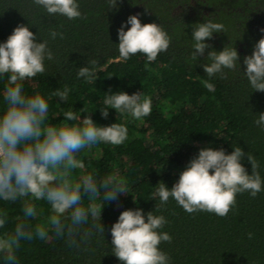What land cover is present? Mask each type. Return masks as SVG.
Here are the masks:
<instances>
[{
	"label": "trees",
	"instance_id": "trees-1",
	"mask_svg": "<svg viewBox=\"0 0 264 264\" xmlns=\"http://www.w3.org/2000/svg\"><path fill=\"white\" fill-rule=\"evenodd\" d=\"M78 4L82 18L69 20L49 16L33 0H0V43L20 24L37 34V42L47 41L54 59L44 61V73L25 79L23 92L29 97L40 94L47 101L48 124L78 123L65 119L64 113L73 111L81 119L91 116L99 126L118 123L127 128L122 144L98 143L81 151L77 158L84 168L74 175L92 174L97 180L115 175L125 181L128 193L109 202L102 196L91 202L85 197V207L95 203L102 208L101 221L90 219L89 224L102 223L104 234L93 230L78 248L51 233L48 240L23 242L19 264H123L112 252L111 227L122 211L136 208L143 209L145 219L150 211L166 218L159 231L172 240L159 248L170 264H264V191L256 197L238 194L236 207L226 218L206 211L189 214L172 199L159 211L156 208L160 184L171 188L203 147L223 148L226 153L241 147L259 162L264 180V128L254 122L264 113V92L252 89L243 63L264 37V0H117L114 9L109 0H78ZM135 14H140L142 24H160L171 37L168 50L155 61L140 53L127 60L120 57L118 29ZM209 21L222 24L224 32L213 33L205 41L211 47L193 59V28ZM130 27L126 24L125 31ZM50 31L62 33L63 39L59 35L53 39ZM224 47L236 48L237 67L224 69L225 78L219 74L209 78L202 65L212 62L207 57L210 51ZM91 60H96L95 66ZM83 66L94 67L92 81L78 78ZM205 81L213 84L214 91L205 87ZM6 86L7 74L0 76V112ZM64 86L72 89L67 101L53 95ZM121 91L149 98L151 114L136 119L109 108L108 117H102L105 98ZM241 163L251 174L247 156ZM36 203L37 217L30 222H46L52 214L50 205ZM0 210L8 212L6 229L0 232L11 230L23 218L20 202H0Z\"/></svg>",
	"mask_w": 264,
	"mask_h": 264
},
{
	"label": "clouds",
	"instance_id": "clouds-1",
	"mask_svg": "<svg viewBox=\"0 0 264 264\" xmlns=\"http://www.w3.org/2000/svg\"><path fill=\"white\" fill-rule=\"evenodd\" d=\"M49 16L61 15L69 20L82 18L78 0H33ZM110 8H117V0H109ZM140 14L130 15L118 29L120 57L127 60L135 54H144L147 61H155L158 54L168 50L171 37L157 23L142 24ZM131 27L125 31V25ZM264 31V29H261ZM224 32L220 23H199L193 28L195 41L192 58L203 55L211 45L205 41L213 33ZM55 39L62 33L50 31ZM212 62L202 65L211 78L219 74L225 78L224 69L235 70L239 62L236 48L224 47L222 51H210ZM54 59L46 40L37 42V34L28 25L14 28L7 40L0 43V76L7 74V86L3 93L4 109L0 112V202L22 204L23 218L11 230L0 232V264H19L18 250L23 242L34 239L48 240L50 233L64 239L69 247L87 243L93 230L105 232L102 223L89 224V220L101 221L102 208L95 203L84 206L85 197L91 202L102 196L104 201H113L118 194H126L125 181L118 176L97 180L92 174L79 178L74 173L84 168L78 155L98 143L120 145L126 139L125 126L113 123L97 125L91 116L83 119L73 111L64 113L73 124L55 126L47 123L49 105L40 95L29 97L23 92V82L45 72V60ZM89 63L96 65V60ZM244 73L252 89L264 92V37L254 45L251 55L243 60ZM240 65V64H239ZM78 78L87 81L95 78V69L79 68ZM205 87L214 91L212 83ZM72 89L64 86L54 96L67 101ZM111 93V92H110ZM101 109L107 118L108 109L118 113L128 112L134 118L146 117L152 112V102L142 98L141 92L129 95L115 92L108 95ZM264 128V113L254 121ZM247 156L251 174L241 160ZM259 162L251 153L237 146L231 153L223 148L203 147L180 173L179 179L169 188L165 183L156 190L159 208L174 200L187 213L206 211L226 218L236 207L238 194L249 192L252 197L264 191V180L258 171ZM211 170V171H210ZM50 205L51 215L43 223H31L37 217V203ZM8 212L0 210V229H6ZM167 224L163 215L145 214L143 209H126L111 227L112 252L123 264H170L169 256L159 248L162 242H171L167 232L159 231ZM85 225H89L85 228ZM249 238L252 233H249Z\"/></svg>",
	"mask_w": 264,
	"mask_h": 264
},
{
	"label": "rangeland",
	"instance_id": "rangeland-1",
	"mask_svg": "<svg viewBox=\"0 0 264 264\" xmlns=\"http://www.w3.org/2000/svg\"><path fill=\"white\" fill-rule=\"evenodd\" d=\"M184 169H185V168H184ZM184 169H182V170L180 171V173H181Z\"/></svg>",
	"mask_w": 264,
	"mask_h": 264
}]
</instances>
